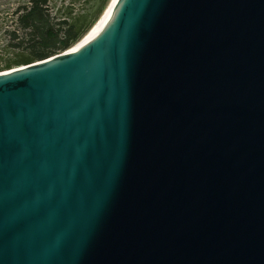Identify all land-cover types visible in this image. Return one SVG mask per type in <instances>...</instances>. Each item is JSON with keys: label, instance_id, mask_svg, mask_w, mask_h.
I'll use <instances>...</instances> for the list:
<instances>
[{"label": "water", "instance_id": "1", "mask_svg": "<svg viewBox=\"0 0 264 264\" xmlns=\"http://www.w3.org/2000/svg\"><path fill=\"white\" fill-rule=\"evenodd\" d=\"M0 264H264V0H116L0 72Z\"/></svg>", "mask_w": 264, "mask_h": 264}, {"label": "trees", "instance_id": "2", "mask_svg": "<svg viewBox=\"0 0 264 264\" xmlns=\"http://www.w3.org/2000/svg\"><path fill=\"white\" fill-rule=\"evenodd\" d=\"M110 0H0V72L61 54L99 19Z\"/></svg>", "mask_w": 264, "mask_h": 264}, {"label": "bare ground", "instance_id": "3", "mask_svg": "<svg viewBox=\"0 0 264 264\" xmlns=\"http://www.w3.org/2000/svg\"><path fill=\"white\" fill-rule=\"evenodd\" d=\"M116 0H110L107 7L99 17V19L95 22V24L88 30V32L75 44V48H79L86 43L90 42L96 34L99 32V30L102 28L103 24L105 23L109 13L111 12Z\"/></svg>", "mask_w": 264, "mask_h": 264}]
</instances>
